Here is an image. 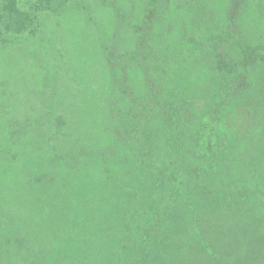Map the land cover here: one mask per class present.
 Masks as SVG:
<instances>
[{"label":"trees","instance_id":"trees-1","mask_svg":"<svg viewBox=\"0 0 264 264\" xmlns=\"http://www.w3.org/2000/svg\"><path fill=\"white\" fill-rule=\"evenodd\" d=\"M192 1L198 7L192 13L207 21L205 0ZM250 1L227 0L215 27H210L212 20L205 24L212 31L210 52L206 55L214 82L219 75L225 81L223 85L216 82L210 111L203 115L214 121V126L205 121L200 123V118L188 121V125L193 122L190 128H196L200 151L206 152L200 162L187 153V132L174 138L176 134L168 131L182 121L177 110L183 105V95L193 73L185 36L181 33L183 20L175 7L178 0H153L150 12L135 27L136 46L124 49L119 43L114 49L107 47L109 51L99 48L93 51V58H109L107 70L114 76L115 89L111 112L102 117L104 124L98 126L99 137L92 132L88 137L85 124L76 122L77 127L65 128L61 145L63 161L68 166L51 176L49 182L45 180L50 174L47 171L35 183H44V189L53 188L56 198L53 207L57 210L52 229L54 240L34 237L25 230L22 219L10 223L8 231L0 223V235L6 234L10 239L3 244L8 251L25 256L29 259L27 264H192L190 253L200 261L204 254L208 264H223L215 239L209 238L200 224L199 210L190 205L196 194L218 178L216 183L223 195L244 200L243 203L255 208V219L264 218V180L239 177L225 166L223 152L227 151L222 152L220 143L228 139L217 131L222 126L223 105L231 99L249 98L255 89L256 66L261 64L258 58L262 57L243 37L246 25L242 23ZM35 20L20 9L17 0H0V23L5 30L21 36L30 31ZM156 46L163 48L157 51ZM226 47L237 50L227 51ZM128 61L137 66H128ZM143 67L141 79H134L133 68L137 71ZM160 68L166 77L159 73L158 85L153 69H157L156 73ZM157 132L166 133L167 145L158 143ZM208 138L212 142L210 149ZM13 145L10 144L11 148ZM122 155L125 163L117 161ZM17 172L10 167L1 171L2 189L5 186L9 192L14 191L10 181L19 177ZM103 205L109 208L107 218ZM188 223H193L194 235ZM27 224L30 226L28 221ZM257 226L258 233L264 235V225ZM26 245L33 247L26 253L28 256L22 250ZM193 248L197 254L191 252Z\"/></svg>","mask_w":264,"mask_h":264},{"label":"rangeland","instance_id":"rangeland-1","mask_svg":"<svg viewBox=\"0 0 264 264\" xmlns=\"http://www.w3.org/2000/svg\"><path fill=\"white\" fill-rule=\"evenodd\" d=\"M191 1L178 0L175 7L183 20L181 33L185 36L184 44L193 73L188 75L190 83L183 95V105L177 110L182 121L179 126L167 130L176 134L174 138L187 132V153L200 162L205 159L206 152L200 151L196 128H190V125L200 118V123L205 121L210 127L214 126V121L203 115L210 111L216 82L223 85L225 81L219 75L214 82V72L206 55L210 52L208 42L212 31L205 24L212 20L214 23L210 27H215L227 0H205L207 21L192 13L198 7ZM17 2L23 12L36 20L30 31L21 36L5 30L0 23V161L3 162L0 175L7 167L19 174L10 181L15 192H9L5 186V190L2 189L0 182V223L2 229L8 231L10 223L22 219L28 233L52 241L54 213L57 212L56 206L53 207L55 194L53 188L46 186L44 189V183H35L47 171L50 174L45 180L49 182L51 176L68 166V162L63 161L61 145L65 128L68 130L81 123L85 124L88 137L91 132L100 136L98 126L103 123L102 117L110 114L113 105L114 76L107 70L109 58H93V51L96 48L101 51L107 47L114 49L119 43L124 49L136 46L133 41L135 27L141 17L150 12L153 0ZM244 13L242 23L246 29L243 37L260 53L261 64L256 66L258 72L251 96L231 99L223 105L222 126L217 131L228 139L220 143L222 152L227 151L223 152L227 159L225 166L239 177L264 180V0H258V3L251 0ZM158 47L157 51L163 48ZM225 49L237 50L233 47ZM128 63V66H137L133 61ZM143 69L136 71L133 68L132 77L141 79ZM155 70L159 85V73L162 78L166 74L161 68L156 73ZM135 86L138 89V84ZM189 120L193 122L188 125ZM157 139L158 143L167 145L166 133L157 132ZM14 141L19 142L18 146ZM206 141V147L210 149L212 142L209 138ZM10 144H14L13 149ZM117 161L125 163L126 158L122 155ZM213 179L208 188L193 197L190 206L199 210L200 224L209 233L208 237L215 239L223 264H257L259 261L264 264V235L258 233L257 226L264 225V218L255 219V208L243 203L244 200L228 199L217 185L218 178ZM13 199L15 202L10 203ZM102 210L107 218L108 205H103ZM92 213L93 209L89 207V214ZM100 222L103 223L101 219ZM188 227L193 234V223H188ZM8 242L10 239L6 234L0 235V264H27L29 259L25 256L17 255L14 250L8 251L3 245ZM22 247L25 255L33 249L28 245ZM191 252L197 254L198 251L193 248ZM190 255V263L208 264L204 254H201V261Z\"/></svg>","mask_w":264,"mask_h":264}]
</instances>
